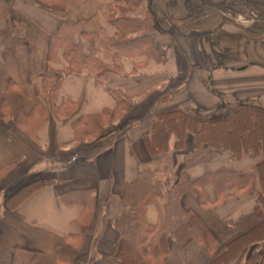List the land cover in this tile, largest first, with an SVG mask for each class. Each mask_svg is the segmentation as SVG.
<instances>
[{"label": "crops", "instance_id": "1", "mask_svg": "<svg viewBox=\"0 0 264 264\" xmlns=\"http://www.w3.org/2000/svg\"><path fill=\"white\" fill-rule=\"evenodd\" d=\"M147 1L140 0L138 5L128 0H87L83 4L74 0L0 1V264H57L58 247L73 244L82 231L85 209L65 201L69 193L81 189L94 191L99 204L74 264H113L111 257L121 240L114 220L125 187L138 178L144 166L155 162L143 134L152 130L156 115L184 109L214 116L211 107L223 108L222 115H226V109L242 102L264 105V18L248 14L244 8L234 12V19L207 17L191 28L190 40L182 33L175 43L177 28L175 32L162 29L155 21L150 36L157 47L165 48L158 50L162 62L144 53L115 62L104 50L101 37L116 36L124 18L141 17ZM154 2L159 11L166 9L165 0ZM178 5V13H184L179 0ZM73 23L81 25L74 39L82 44L84 53H88L91 39L92 54L107 67L98 82L85 72L66 75L69 63L63 50L51 54L52 37L64 24ZM149 28L145 21L140 23L141 32ZM221 28L223 32L218 31ZM14 41L25 47L23 63L21 46L17 53L11 44ZM56 79H60L57 96L50 98L45 83ZM155 90H159L158 97ZM114 92L121 98L117 100ZM127 98L134 104L119 128L91 141L81 140L85 135L79 138L80 116L116 110L125 102L121 99ZM69 106L79 113L66 117ZM119 121L113 124L118 126ZM133 121L137 125L126 131ZM173 145L174 138L171 149ZM193 147V139L188 138L187 151ZM259 161L254 155L235 161L229 152L207 150L204 162L187 169L191 179L232 171L252 182L243 189L226 185L222 192L209 184L204 188L210 199L207 204L201 203L198 188L187 190L183 206L200 216L215 245L207 247L197 240L182 245L172 240L163 264H214L228 243L259 223L255 214L261 191ZM52 179L58 181L33 192L17 208L7 205L8 198L24 185ZM107 183L111 197L103 203ZM165 197L164 192L148 207L150 223L160 220ZM250 250L241 251L230 264H245Z\"/></svg>", "mask_w": 264, "mask_h": 264}, {"label": "trees", "instance_id": "2", "mask_svg": "<svg viewBox=\"0 0 264 264\" xmlns=\"http://www.w3.org/2000/svg\"><path fill=\"white\" fill-rule=\"evenodd\" d=\"M74 1L83 4L87 0ZM216 1L220 0H202L201 3L212 5ZM223 3L245 6L254 14L264 17V0H226ZM4 6L8 10V6ZM124 20L116 36L101 37L106 53L112 56L115 62L135 53L153 54L158 60L161 59L162 53L157 50L150 35L146 33L138 35V38L127 35L128 31L138 28L137 21L130 18ZM79 30L80 23L64 24L52 37L51 54H56L60 48L63 50L69 63L64 71L66 75L85 72L98 82L107 72V67L92 54L91 39L89 51L87 54L84 53L82 44L74 39ZM11 44L17 53L21 46L19 55L23 57L21 61L23 63L26 57L24 45L15 41ZM59 86L60 79L50 84L47 82L45 93L50 98H55ZM114 95L117 100L121 98L116 92ZM117 110L104 111L101 115L80 116L79 119L83 124L93 122L96 125L100 116H111ZM57 111L58 109H55L56 113ZM66 111H69L66 117L79 113L78 109L70 106ZM163 126H166V129H163ZM78 136L80 138L84 135L79 132ZM172 138L174 145L171 149ZM188 138H192L194 142L191 151L186 149ZM143 141L148 152L155 157V162L144 166L138 178L125 187L120 212L114 220V228L119 232L121 240L117 252L111 257L113 264H163L172 240L182 245L192 240H197L207 247L215 245V238L200 216L183 206L184 193L196 187L200 192L201 203L207 204L210 199L205 194V186L213 184L218 188V192H222L226 185L233 189H243L251 185L252 181L248 176L232 171L206 173L197 179H191L187 169L204 162L207 150L229 152L235 161L241 160L245 155L260 157L257 171L261 191L258 192L255 206V214L260 221L252 229L228 243L216 255L214 264H230L246 248L251 250L245 264H264V109L242 102L232 113L220 116H202L184 109L161 112L153 119L152 130L143 134ZM57 181L52 179L28 183L8 198L7 205L9 208H17L33 192ZM110 189V183H107L103 191V203L110 199ZM164 192L166 195L164 212L157 223H150L147 219V209L150 205L156 204ZM69 194L71 195L66 197V202H77L85 209L80 220L82 231L74 240L76 242L58 247L57 264H74L78 250L86 241L99 204V199L92 190L81 189Z\"/></svg>", "mask_w": 264, "mask_h": 264}, {"label": "rangeland", "instance_id": "3", "mask_svg": "<svg viewBox=\"0 0 264 264\" xmlns=\"http://www.w3.org/2000/svg\"><path fill=\"white\" fill-rule=\"evenodd\" d=\"M139 1L140 0L133 1V3L137 2V5H138ZM201 1L202 0H179V2L182 4L184 13H181V12L178 13V11L180 10V7L178 5V0H165V2H167V5H166V9L162 10V12L159 11V10H161L159 6H157L156 4L154 5V3H155L154 0H148L147 1L148 3H146V11L144 12V14L139 18H135V19L130 18V19H134L135 21H137L138 28L135 31H133V33L131 31H128L127 35H130V37H133V38H135V37L138 38L139 37L138 35H142V34H146V33L148 35H150V32L152 30H154L153 28H155L154 25H155V21H156L157 23L159 22L162 29L164 27H166V29H169V30L175 32V27L177 28V32H175L176 37L174 38L175 40L173 43H175V41L180 39V34L182 35V33L185 34L186 36L189 35L188 37H186V41H188V40H190V35L192 33L191 28L194 25L203 23L204 21L207 20V17H209V16L211 17L214 15H217V16L226 20V19H230V17L233 18L234 16H237L234 12L235 11L239 12V10H242V8H244L243 10L246 9L247 11L246 10L245 11L248 14H253V12L249 11L245 6H241V5L233 6V5H230L228 3H226V4L223 3V4H221V6L214 5V4L206 5L207 3L206 4H205V2L201 3ZM216 2H218V1H216ZM239 19L241 21H243L244 17L240 16ZM142 21H145V23L149 24L150 28L146 30L147 32H141L139 29L140 23ZM218 31L223 32L224 29L221 28ZM151 40H153V39L151 38ZM175 45L180 47V45L178 43H176ZM189 47L190 46H188V48ZM159 49L161 50V52L165 50V48L161 47V46L157 47V50H159ZM146 56L148 58H151V59L153 58V59L160 61V62H162V60H163V57L158 60L156 58V56L153 54H151V55L148 54ZM142 75H144V74H142ZM154 93H156L155 96H157V97L159 96V90H155ZM189 95H190V93L188 92L187 96H189ZM124 101L125 102H121L118 104L117 112H115L111 116H100L99 119L97 120L96 125H94L93 122L90 124H83V123L81 124L80 123L78 125V126H80L79 130L81 129V133L83 135H85L84 137H81V140H90L91 141L92 139L97 137L99 134H101V133L105 134V133L109 132L110 130L119 128L123 122L127 121L128 118H126L124 120L123 116L126 114L128 109L133 106L134 101H132L131 99H128V98L125 99ZM255 105L258 106L259 108L264 109V105H262V104H255ZM234 109H235V106H233L232 109L231 108L226 109L225 114L232 113L234 111ZM71 110H73V109H71ZM209 110L216 111L214 116H220L224 112V109L223 108L219 109V107H216L215 109H213V107H211V108H209ZM68 112L69 111H66L65 114H67ZM117 120H120L119 121L120 123L118 122L119 123L118 126H117V124L116 125L113 124ZM134 123H135V125H137L136 122H134V121L131 122L129 124V126H127L126 131L132 130V128L135 127ZM162 128L166 129V126H163ZM24 178H26V177H24ZM21 185H18V186H21ZM15 189H16V187H15ZM141 240H140V242H141ZM72 242L74 243L76 241H72Z\"/></svg>", "mask_w": 264, "mask_h": 264}, {"label": "water", "instance_id": "4", "mask_svg": "<svg viewBox=\"0 0 264 264\" xmlns=\"http://www.w3.org/2000/svg\"><path fill=\"white\" fill-rule=\"evenodd\" d=\"M222 1L218 2V3H214V5H220ZM258 18H264V17H258Z\"/></svg>", "mask_w": 264, "mask_h": 264}, {"label": "flooded vegetation", "instance_id": "5", "mask_svg": "<svg viewBox=\"0 0 264 264\" xmlns=\"http://www.w3.org/2000/svg\"><path fill=\"white\" fill-rule=\"evenodd\" d=\"M226 1V0H225Z\"/></svg>", "mask_w": 264, "mask_h": 264}]
</instances>
